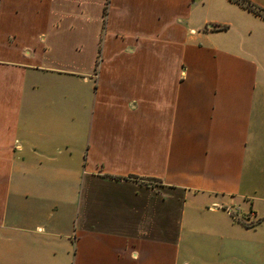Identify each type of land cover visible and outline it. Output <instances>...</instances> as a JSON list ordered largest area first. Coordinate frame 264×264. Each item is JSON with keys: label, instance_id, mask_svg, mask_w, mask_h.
Instances as JSON below:
<instances>
[{"label": "crops", "instance_id": "crops-1", "mask_svg": "<svg viewBox=\"0 0 264 264\" xmlns=\"http://www.w3.org/2000/svg\"><path fill=\"white\" fill-rule=\"evenodd\" d=\"M104 1L0 0V264H264V18Z\"/></svg>", "mask_w": 264, "mask_h": 264}, {"label": "rangeland", "instance_id": "rangeland-1", "mask_svg": "<svg viewBox=\"0 0 264 264\" xmlns=\"http://www.w3.org/2000/svg\"><path fill=\"white\" fill-rule=\"evenodd\" d=\"M195 2H197L198 3V0H195ZM109 5H110V0H105L104 1V6H103V17H104V22H106V17H107V15L106 14H108V9H109ZM210 12L212 13L213 12V9L212 8H210ZM205 14H207V9L206 8H204L202 5H201V7H200V9H197L196 11H195V14H194V16H195V18L197 19L198 17H203V15H205ZM67 33V34H66ZM84 35H79L78 33H69V31L68 30H65V31H61V34L60 35H58V37L56 38V42L58 43V44H63L64 46L63 47H61L62 49H67L68 48V46L70 47V45H75L76 43V41L78 40V39H84ZM90 37V36H89ZM88 37V42L87 43H84L85 45H83L82 47H80V49L78 50V49H76V46H73V50L71 51V57H69L70 56V54H69V52H66V55H67V57H69V59L70 60H73V61H76V62H81V61H85L86 62V56H87V60L89 61L90 60V55H91V49H92V40H89L90 38ZM85 42V41H84ZM84 47H85V49H84ZM81 50V51H80ZM57 53H59V54H61V52H57ZM63 54H64V52H63ZM113 193L111 192V195H112ZM110 195V196H111ZM177 204H179V202L178 201H171L170 202V205H169V222H168V227H169V230H170V232H169V235H170V237L172 236V235H174V230H176L177 229V222L176 221H174V220H176V212H177ZM121 213H127L128 214V212H127V210H124V212L123 211H121ZM122 215V214H121ZM171 217V218H170ZM117 229H119V230H122V231H125V230H130L131 228H129V227H119V228H117ZM183 248H182V254H183ZM212 262H215V261H218V260H216V259H213V260H211ZM221 261H225V259H223V260H221Z\"/></svg>", "mask_w": 264, "mask_h": 264}, {"label": "trees", "instance_id": "trees-1", "mask_svg": "<svg viewBox=\"0 0 264 264\" xmlns=\"http://www.w3.org/2000/svg\"><path fill=\"white\" fill-rule=\"evenodd\" d=\"M231 1L247 8L248 10L252 11L253 13L264 18V10L261 8L252 6V4L250 2H248L247 0H231Z\"/></svg>", "mask_w": 264, "mask_h": 264}, {"label": "water", "instance_id": "water-1", "mask_svg": "<svg viewBox=\"0 0 264 264\" xmlns=\"http://www.w3.org/2000/svg\"><path fill=\"white\" fill-rule=\"evenodd\" d=\"M209 27H212V26H209Z\"/></svg>", "mask_w": 264, "mask_h": 264}]
</instances>
